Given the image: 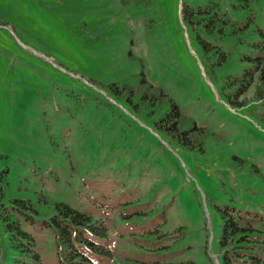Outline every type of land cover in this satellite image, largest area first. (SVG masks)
I'll list each match as a JSON object with an SVG mask.
<instances>
[{"label": "rangeland", "instance_id": "1", "mask_svg": "<svg viewBox=\"0 0 264 264\" xmlns=\"http://www.w3.org/2000/svg\"><path fill=\"white\" fill-rule=\"evenodd\" d=\"M261 57L264 0H0V216L66 203L219 264V208L264 221Z\"/></svg>", "mask_w": 264, "mask_h": 264}, {"label": "trees", "instance_id": "2", "mask_svg": "<svg viewBox=\"0 0 264 264\" xmlns=\"http://www.w3.org/2000/svg\"><path fill=\"white\" fill-rule=\"evenodd\" d=\"M256 60L257 69L261 66L256 85L259 94L264 88V57ZM175 127L172 124L171 130ZM13 209L18 211L16 217L9 213L0 216L8 244L5 260L0 247L1 262L5 264H194L189 258L175 261L176 252H171L167 232L156 227L151 231L150 223L139 228L112 229L104 220L66 203L53 205L46 218L23 200H15ZM219 210L224 225L219 264H264V221L228 207Z\"/></svg>", "mask_w": 264, "mask_h": 264}]
</instances>
